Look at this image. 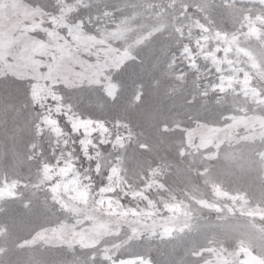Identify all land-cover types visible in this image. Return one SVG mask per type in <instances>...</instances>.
I'll use <instances>...</instances> for the list:
<instances>
[{"label":"rangeland","instance_id":"rangeland-1","mask_svg":"<svg viewBox=\"0 0 264 264\" xmlns=\"http://www.w3.org/2000/svg\"><path fill=\"white\" fill-rule=\"evenodd\" d=\"M0 264H264V0H0Z\"/></svg>","mask_w":264,"mask_h":264}]
</instances>
